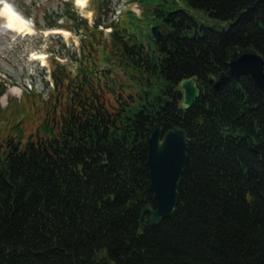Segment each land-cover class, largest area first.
I'll return each mask as SVG.
<instances>
[{
    "label": "trees",
    "instance_id": "trees-1",
    "mask_svg": "<svg viewBox=\"0 0 264 264\" xmlns=\"http://www.w3.org/2000/svg\"><path fill=\"white\" fill-rule=\"evenodd\" d=\"M131 1L140 15L119 20L109 0L89 1L91 23L71 1L44 12L79 45L72 70L53 59L48 99L0 108V264H264V97L227 73L243 51L264 65V0ZM155 126L184 130L186 160L151 223Z\"/></svg>",
    "mask_w": 264,
    "mask_h": 264
},
{
    "label": "rangeland",
    "instance_id": "rangeland-1",
    "mask_svg": "<svg viewBox=\"0 0 264 264\" xmlns=\"http://www.w3.org/2000/svg\"><path fill=\"white\" fill-rule=\"evenodd\" d=\"M63 1L0 0V82L4 85L0 94L1 109H7L13 103L10 101L19 103L23 91L30 88L42 99H48L47 92L52 85L48 73L53 59L72 70L74 62L69 54L77 52L80 35L71 27L44 26L51 21L50 16H44V12L59 10ZM66 1H71L77 13L86 17L88 23L92 22L90 0H82V4L78 0ZM8 4L22 16L28 29L16 30L9 26L2 14L3 5L7 7ZM126 10L140 15L143 8L136 1L109 0L105 16L116 15L119 20ZM107 31L104 29L103 34Z\"/></svg>",
    "mask_w": 264,
    "mask_h": 264
},
{
    "label": "water",
    "instance_id": "water-1",
    "mask_svg": "<svg viewBox=\"0 0 264 264\" xmlns=\"http://www.w3.org/2000/svg\"><path fill=\"white\" fill-rule=\"evenodd\" d=\"M157 25L151 26L156 35ZM227 73L230 76H246L256 91L264 97V65L261 54L254 51H243L227 62ZM225 73L221 71L219 78ZM181 105L188 106L197 94V86L192 78L179 81ZM186 160V139L184 130L178 126L163 130L155 126L149 132L146 141L145 164L147 168V188L151 192L153 206L145 203L140 212L148 213V221L154 222L167 217L176 203L177 183Z\"/></svg>",
    "mask_w": 264,
    "mask_h": 264
},
{
    "label": "bare ground",
    "instance_id": "bare-ground-1",
    "mask_svg": "<svg viewBox=\"0 0 264 264\" xmlns=\"http://www.w3.org/2000/svg\"><path fill=\"white\" fill-rule=\"evenodd\" d=\"M78 1H80V4H82V0H78ZM6 4H7V2H6ZM5 5H3V7H2V14L7 19L9 26L16 29V30L28 29L25 25L24 19L16 11V9H14V7L12 5H9V4L5 8Z\"/></svg>",
    "mask_w": 264,
    "mask_h": 264
},
{
    "label": "clouds",
    "instance_id": "clouds-1",
    "mask_svg": "<svg viewBox=\"0 0 264 264\" xmlns=\"http://www.w3.org/2000/svg\"><path fill=\"white\" fill-rule=\"evenodd\" d=\"M5 8H6V6H5Z\"/></svg>",
    "mask_w": 264,
    "mask_h": 264
}]
</instances>
